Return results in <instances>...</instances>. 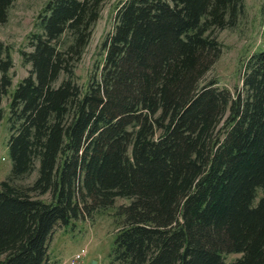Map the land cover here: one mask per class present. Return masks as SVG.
<instances>
[{
	"label": "trees",
	"instance_id": "trees-1",
	"mask_svg": "<svg viewBox=\"0 0 264 264\" xmlns=\"http://www.w3.org/2000/svg\"><path fill=\"white\" fill-rule=\"evenodd\" d=\"M14 2L0 0V24ZM103 2L49 0L22 51L32 69L9 102L0 264H52L57 226L120 197L130 202L117 208L113 262L224 264L238 253L230 264H264V49L236 93L204 81L222 54L216 30L237 25L245 1H121L83 88L75 67ZM13 66L0 41V122ZM36 163L33 183H14Z\"/></svg>",
	"mask_w": 264,
	"mask_h": 264
},
{
	"label": "rangeland",
	"instance_id": "rangeland-1",
	"mask_svg": "<svg viewBox=\"0 0 264 264\" xmlns=\"http://www.w3.org/2000/svg\"><path fill=\"white\" fill-rule=\"evenodd\" d=\"M121 1L123 0H104L90 42L81 60L76 63V81L83 88L87 87L95 64L102 58L101 43L113 29ZM244 1L245 9L237 25L216 30L215 34L223 45L222 54L204 78L205 82L216 80L220 87H227L233 93L243 85L250 56L264 49V0ZM48 2L49 0H15L9 12L8 22L0 24V41L8 44L14 63L11 69L13 84L3 99L5 114L0 122V183L9 177L13 165L8 147L11 93L32 69V64L25 62L22 51H31V37L43 31L41 15ZM38 166L39 163H36V169L30 175L17 179L14 183L17 185L33 183L38 176ZM258 193L261 194V189ZM41 198L47 199L48 196ZM129 202L130 199L120 197L115 207L95 212L92 218L75 220L68 226H57L50 242L51 263L71 264L74 254L86 249L82 264H92L94 260L97 261L96 264H120L112 261L110 253L116 234L122 226L121 217L116 214L117 208ZM240 256L238 253L227 254L224 264H230Z\"/></svg>",
	"mask_w": 264,
	"mask_h": 264
},
{
	"label": "built area",
	"instance_id": "built-area-1",
	"mask_svg": "<svg viewBox=\"0 0 264 264\" xmlns=\"http://www.w3.org/2000/svg\"><path fill=\"white\" fill-rule=\"evenodd\" d=\"M86 251H87L86 249H81L80 251L75 253L74 256L71 258L72 259L71 264H82L83 258L87 253Z\"/></svg>",
	"mask_w": 264,
	"mask_h": 264
},
{
	"label": "water",
	"instance_id": "water-1",
	"mask_svg": "<svg viewBox=\"0 0 264 264\" xmlns=\"http://www.w3.org/2000/svg\"><path fill=\"white\" fill-rule=\"evenodd\" d=\"M97 263V261L96 260H94L93 262H92V264H96Z\"/></svg>",
	"mask_w": 264,
	"mask_h": 264
}]
</instances>
